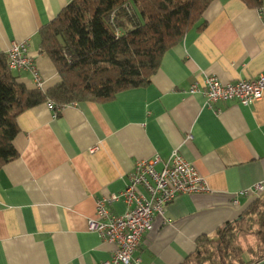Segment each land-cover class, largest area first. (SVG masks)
<instances>
[{
    "label": "crops",
    "instance_id": "1",
    "mask_svg": "<svg viewBox=\"0 0 264 264\" xmlns=\"http://www.w3.org/2000/svg\"><path fill=\"white\" fill-rule=\"evenodd\" d=\"M71 0H0V53L25 41L43 80L59 75L40 52L41 27ZM264 0L253 9L242 0H214L206 27L192 29L163 56L145 87L104 103L75 102L58 114L45 102L18 117V156L0 169V264H101L116 245L89 230L96 200L120 193L136 161L173 150L206 179L207 192L182 193L156 216L131 264H181L196 240L238 219L264 184V98L252 105H206L190 85L216 75L227 83L264 74ZM7 57V56H6ZM36 87L33 73L14 71ZM37 88V87H36ZM97 147L95 151L92 148ZM235 200L237 202H235ZM121 215L126 203L109 205Z\"/></svg>",
    "mask_w": 264,
    "mask_h": 264
},
{
    "label": "trees",
    "instance_id": "2",
    "mask_svg": "<svg viewBox=\"0 0 264 264\" xmlns=\"http://www.w3.org/2000/svg\"><path fill=\"white\" fill-rule=\"evenodd\" d=\"M214 0H71L41 27L40 52L53 62L59 81L46 90L28 87L0 53V169L18 156V117L52 101H111L123 91L145 87L164 54L192 29L206 27ZM259 9L263 0H242ZM264 259V191L238 219L196 240L181 264H257ZM264 264V263H262Z\"/></svg>",
    "mask_w": 264,
    "mask_h": 264
},
{
    "label": "built area",
    "instance_id": "3",
    "mask_svg": "<svg viewBox=\"0 0 264 264\" xmlns=\"http://www.w3.org/2000/svg\"><path fill=\"white\" fill-rule=\"evenodd\" d=\"M261 10L264 14V10ZM6 56L12 71L32 72L36 87L43 90V80L25 41H13ZM189 92L202 93L209 107L219 101L234 100L243 105H252L264 98V74L227 83L216 75H206L201 83L196 81L191 84ZM47 103L55 114L61 110L54 108V102ZM161 162L158 155L136 161L123 191L96 200V217L88 219V228L116 245L111 257L101 264H131L135 260L137 247L152 229L155 217L161 216L163 224L170 221L165 215L169 203L182 193L209 191L206 179L177 149L159 169L157 166ZM250 190L252 194L259 195L264 191V184L256 183L252 189H245L241 193L249 195ZM118 199L126 203V211L121 215L109 209V205Z\"/></svg>",
    "mask_w": 264,
    "mask_h": 264
},
{
    "label": "water",
    "instance_id": "4",
    "mask_svg": "<svg viewBox=\"0 0 264 264\" xmlns=\"http://www.w3.org/2000/svg\"><path fill=\"white\" fill-rule=\"evenodd\" d=\"M262 263H264V259L262 261H260L259 263H257V264H262Z\"/></svg>",
    "mask_w": 264,
    "mask_h": 264
},
{
    "label": "rangeland",
    "instance_id": "5",
    "mask_svg": "<svg viewBox=\"0 0 264 264\" xmlns=\"http://www.w3.org/2000/svg\"><path fill=\"white\" fill-rule=\"evenodd\" d=\"M95 215H96V213H95Z\"/></svg>",
    "mask_w": 264,
    "mask_h": 264
}]
</instances>
